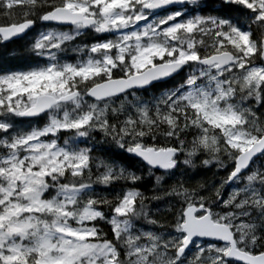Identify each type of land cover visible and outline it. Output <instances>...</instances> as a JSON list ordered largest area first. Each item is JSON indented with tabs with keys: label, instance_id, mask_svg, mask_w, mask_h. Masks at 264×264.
Listing matches in <instances>:
<instances>
[{
	"label": "snow or ice",
	"instance_id": "snow-or-ice-1",
	"mask_svg": "<svg viewBox=\"0 0 264 264\" xmlns=\"http://www.w3.org/2000/svg\"><path fill=\"white\" fill-rule=\"evenodd\" d=\"M29 37L0 264H264V0H0V49Z\"/></svg>",
	"mask_w": 264,
	"mask_h": 264
},
{
	"label": "trees",
	"instance_id": "trees-1",
	"mask_svg": "<svg viewBox=\"0 0 264 264\" xmlns=\"http://www.w3.org/2000/svg\"><path fill=\"white\" fill-rule=\"evenodd\" d=\"M30 39L26 38L25 40L22 41H18L16 44H12L9 46L8 49H0V56H3L4 60H7L9 62V66H16V67H21L26 63V59L24 58V53H23V48L26 46L27 44V40ZM5 53H10L12 55H5ZM73 59V57H68ZM0 63H3V60H0ZM42 123V122H41ZM113 152H117L118 150H116L115 148H113L112 150ZM115 159H119V156L114 157ZM126 163L129 166L135 165L136 164V160L129 158ZM209 176L211 175L210 173L208 174ZM197 179H199V177H197Z\"/></svg>",
	"mask_w": 264,
	"mask_h": 264
}]
</instances>
